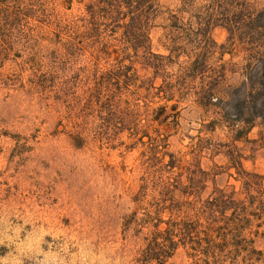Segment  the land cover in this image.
Wrapping results in <instances>:
<instances>
[{
	"label": "rangeland",
	"instance_id": "374dc122",
	"mask_svg": "<svg viewBox=\"0 0 264 264\" xmlns=\"http://www.w3.org/2000/svg\"><path fill=\"white\" fill-rule=\"evenodd\" d=\"M160 4L151 47L171 54L167 71L177 73L189 60L171 50L180 33L169 16L180 1ZM84 12L79 0H40L0 64V264H264V233L220 225L197 230L171 257L146 256L158 217L171 215L158 213V157L169 161L167 152L180 159L170 179L179 183L177 198L201 177L203 199L233 187L241 197L230 157L242 153L244 168L264 177V125L258 119L236 140L229 124L195 96L169 99L136 87L116 110H101L90 93L125 54L114 40L80 49L82 40L74 37ZM228 36L223 25L211 29L218 45ZM223 51L215 58L229 63L246 55L242 46ZM134 66L143 78L154 77L141 63ZM240 80L239 71L228 72L230 84ZM162 83V76L154 80ZM126 99L136 104L133 117L126 115Z\"/></svg>",
	"mask_w": 264,
	"mask_h": 264
},
{
	"label": "trees",
	"instance_id": "16d2710c",
	"mask_svg": "<svg viewBox=\"0 0 264 264\" xmlns=\"http://www.w3.org/2000/svg\"><path fill=\"white\" fill-rule=\"evenodd\" d=\"M39 1L0 0V64L21 22L37 11ZM160 1L79 0L85 4L81 24L77 26L79 35L74 37L82 40L80 49L97 44L108 46L114 40L118 51L125 54L119 61L121 66L99 76L89 101L101 110H116L132 88H145L149 94L162 93L169 99L177 95L195 96L198 103L220 116V123L229 124L236 140L245 138L258 119L264 125V0H179L180 7L169 16L180 33L172 40L171 50L178 57L186 54L189 60L177 73L167 71L171 54L156 53L151 47L150 31L161 12ZM181 20L184 26L178 25ZM216 25H223L229 32L222 45L211 37V29ZM179 38L186 43H179ZM237 46H242L246 53L240 64L215 58L218 48H223L224 54ZM125 60L129 63H123ZM136 62L152 70L154 77L143 78L134 66ZM229 71H239L238 84L229 83ZM158 76L163 77V83L156 86L154 80ZM125 101L126 115L133 117L131 107L136 104ZM215 122L216 119L212 121ZM165 155L171 159L164 162L158 157L161 189L156 201L158 213L169 210L171 215L167 219L158 217L145 252L147 257H171L180 242L187 244L197 230L202 232L216 225L247 229L257 236L264 233V177L244 168L242 153L236 151L230 159L238 169L243 196H237L235 187L231 191L217 188L206 199L197 192L203 177L192 181V188L182 199L175 196L179 183L170 179L180 159L167 152ZM166 173L170 175L164 178ZM163 224L166 226L162 227Z\"/></svg>",
	"mask_w": 264,
	"mask_h": 264
}]
</instances>
